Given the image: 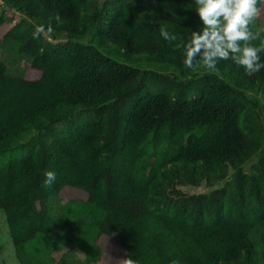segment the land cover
<instances>
[{"label": "trees", "instance_id": "trees-1", "mask_svg": "<svg viewBox=\"0 0 264 264\" xmlns=\"http://www.w3.org/2000/svg\"><path fill=\"white\" fill-rule=\"evenodd\" d=\"M2 1L20 14L0 15V208L18 260L96 264L116 235L137 264H264V69L186 68L194 0L103 15L98 0Z\"/></svg>", "mask_w": 264, "mask_h": 264}, {"label": "clouds", "instance_id": "clouds-1", "mask_svg": "<svg viewBox=\"0 0 264 264\" xmlns=\"http://www.w3.org/2000/svg\"><path fill=\"white\" fill-rule=\"evenodd\" d=\"M264 0H194L201 27L191 31L187 41L175 45L183 49V64L193 72L203 70L208 74H218V64L222 60H231L244 69L245 74L253 76L264 69L261 53H264V28L254 30ZM59 20V16L53 17ZM54 29L51 22L37 27L33 38L42 35L51 36ZM164 40L173 42L177 36L165 27L160 28ZM258 43H253L257 42ZM44 187H51L57 179L51 170L44 172ZM118 264H136V261L124 256L116 259ZM173 264H179L173 261Z\"/></svg>", "mask_w": 264, "mask_h": 264}, {"label": "rangeland", "instance_id": "rangeland-1", "mask_svg": "<svg viewBox=\"0 0 264 264\" xmlns=\"http://www.w3.org/2000/svg\"><path fill=\"white\" fill-rule=\"evenodd\" d=\"M91 1L95 7L96 2L94 0ZM113 1L114 0H98V5L99 8L101 9L98 12V14L100 13V15H103L104 11L112 4ZM155 4H156V0H152L151 2H148L146 4V8L150 12L157 13L156 10L157 7L155 6ZM3 13H5L6 15L7 14L11 15L13 21H16L20 18V14L18 12H16L14 9L7 7L3 3V1L0 0V15H2ZM259 15L262 19V23L264 24V3L262 4V7H260ZM6 28L7 26H1L0 34H3ZM8 54L9 53L7 49L2 48L0 52V58L5 59L7 57H10L8 56ZM18 61H19V63H17L18 66L20 67V69L23 70V72L27 76L33 77L37 75V71L31 68L29 64H27V62L21 59ZM8 65L11 66L13 64L8 62ZM1 83L2 82L0 80V84ZM63 192L66 198L83 195L81 190H77L71 187H66ZM118 214H119V209H116L114 212H112L113 217H116ZM101 244H102L101 259L96 264H118V261H116V259L122 258L124 256H127L135 260L137 264L139 256L137 258L132 257V253L137 252V249L133 248L131 250L130 249L127 250L126 247L123 245V243L119 241L116 235L103 236L101 238ZM0 264H22L15 255L5 212L1 208H0Z\"/></svg>", "mask_w": 264, "mask_h": 264}]
</instances>
